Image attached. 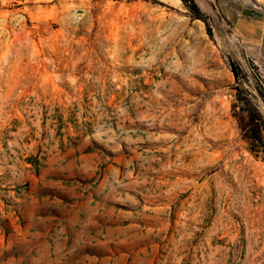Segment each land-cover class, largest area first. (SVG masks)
<instances>
[{
	"label": "rangeland",
	"instance_id": "obj_1",
	"mask_svg": "<svg viewBox=\"0 0 264 264\" xmlns=\"http://www.w3.org/2000/svg\"><path fill=\"white\" fill-rule=\"evenodd\" d=\"M238 7L0 0V264H264L237 100L264 118V52ZM43 177L84 222L30 219Z\"/></svg>",
	"mask_w": 264,
	"mask_h": 264
},
{
	"label": "crops",
	"instance_id": "obj_2",
	"mask_svg": "<svg viewBox=\"0 0 264 264\" xmlns=\"http://www.w3.org/2000/svg\"><path fill=\"white\" fill-rule=\"evenodd\" d=\"M230 3H238L239 7L235 10L233 29L235 33L247 43L254 44L260 51L264 52V0H227ZM46 182L43 177L40 182L43 189L40 193L33 192L27 197L28 207H30V219L39 227L58 225L54 229L62 233V224L80 225L82 220L78 215V207L71 206L72 216L66 215L67 201L60 194L63 190L61 179L53 182ZM37 181V180H36ZM38 186V184H37ZM28 212V211H27Z\"/></svg>",
	"mask_w": 264,
	"mask_h": 264
},
{
	"label": "trees",
	"instance_id": "obj_3",
	"mask_svg": "<svg viewBox=\"0 0 264 264\" xmlns=\"http://www.w3.org/2000/svg\"><path fill=\"white\" fill-rule=\"evenodd\" d=\"M193 5V4H192ZM193 8H195L193 6ZM237 100L242 105L246 103L242 102L239 97V92L237 93ZM239 106V109L246 114L247 122L244 124L246 129L244 131V139L249 145V149L252 152H263L264 153V118L258 115L257 111L246 106Z\"/></svg>",
	"mask_w": 264,
	"mask_h": 264
},
{
	"label": "bare ground",
	"instance_id": "obj_4",
	"mask_svg": "<svg viewBox=\"0 0 264 264\" xmlns=\"http://www.w3.org/2000/svg\"><path fill=\"white\" fill-rule=\"evenodd\" d=\"M258 178H259V177H258ZM262 178H263V177H262ZM259 180H260V179H259ZM261 180H262V179H261ZM256 182H257V181H256ZM262 182H263V184H261V185H264V181H262ZM262 182H261V183H262ZM257 183H258V182H257ZM257 183H256V184H257ZM261 187L263 188V186H261ZM262 192H264V191L262 190ZM262 196H263V195H262Z\"/></svg>",
	"mask_w": 264,
	"mask_h": 264
}]
</instances>
